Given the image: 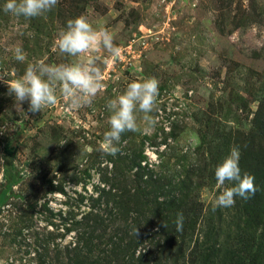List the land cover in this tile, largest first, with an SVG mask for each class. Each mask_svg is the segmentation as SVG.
Returning <instances> with one entry per match:
<instances>
[{"label":"rangeland","instance_id":"rangeland-1","mask_svg":"<svg viewBox=\"0 0 264 264\" xmlns=\"http://www.w3.org/2000/svg\"><path fill=\"white\" fill-rule=\"evenodd\" d=\"M3 4L0 0V192L13 179L17 183L0 207V264H35L27 245H37L36 238L47 231L57 235L50 252L61 248L74 239V234L59 239L63 226L71 228L85 212L86 199L99 190L114 191L104 181L114 176L109 158H115L102 144L109 130L106 104L128 83L146 77L159 81L151 114L156 123L146 125L137 113L140 130L122 133L119 155L131 158L142 143L141 153L155 174L161 165L168 179H192L187 189L200 217L188 251L200 229L209 231L211 240L234 231L232 206L213 210L215 197L228 186L219 185L214 172L234 147L224 146L227 134L247 132L259 105L264 0H59L38 28L30 19L5 13ZM78 16L109 31L119 48L115 59L103 49L91 53L104 87L91 106L74 108L58 93L57 102L41 112L28 111L27 102L19 108L7 84L29 64L86 58L69 57L55 47L66 22ZM15 46L24 50V62L14 59ZM49 183L57 189L50 190ZM41 259L53 262L49 254Z\"/></svg>","mask_w":264,"mask_h":264},{"label":"trees","instance_id":"trees-1","mask_svg":"<svg viewBox=\"0 0 264 264\" xmlns=\"http://www.w3.org/2000/svg\"><path fill=\"white\" fill-rule=\"evenodd\" d=\"M52 15L49 11L43 17ZM30 22L33 27H42L43 18L34 17ZM260 85L261 98L252 127L247 132L231 130L223 143L239 148V167L242 173L255 177L256 186L249 199L236 197L231 217L234 231L227 232L223 240L213 237L211 240L210 232L200 229L192 250H187L200 217L196 199L187 189L191 188L192 179L186 176L182 180L168 179L161 165L155 174L141 153V143L131 158L121 157L118 152L115 158H109L114 176L105 177L104 181L111 183L114 191L103 189L95 197L89 196L85 212L73 220L71 228L63 226L65 234L59 239L72 234L74 239L50 252L49 245L57 235L47 231L42 239L36 238L38 246L27 245L28 255L33 254L35 264H264V80ZM90 164L94 165V160ZM13 180L0 192V207L9 200L8 190L17 183ZM49 186L50 190L57 189L51 183ZM84 199L81 197L80 202ZM179 213L184 218L182 231L176 230ZM49 214L51 219L56 217ZM61 218L67 221L66 217ZM107 229L111 231L107 233ZM48 254L53 262L41 259Z\"/></svg>","mask_w":264,"mask_h":264},{"label":"clouds","instance_id":"clouds-1","mask_svg":"<svg viewBox=\"0 0 264 264\" xmlns=\"http://www.w3.org/2000/svg\"><path fill=\"white\" fill-rule=\"evenodd\" d=\"M59 0H4L3 11L16 18L31 19L51 11ZM113 35L106 29H96L87 17L69 19L57 35L55 47L69 57H86L70 63L48 64L43 60L29 64L24 74L7 84L8 94L14 96L16 106L28 103V111L41 112L57 102L58 93L74 108L91 106L104 87L101 70L91 53L100 49L109 52L115 59L119 48L114 44ZM14 59L24 62L26 54L21 46L13 49ZM159 81L146 77L128 83L124 92L107 101L110 112L109 130L103 135L104 149L112 155L119 152L117 145L122 133L140 130L137 113L142 114L146 125L156 123L151 115L157 106ZM240 150L232 147L229 154L215 168V178L224 187L214 201V208H227L235 204L236 197L247 200L256 192L255 177L242 173L239 167ZM183 214H177L176 230L183 229Z\"/></svg>","mask_w":264,"mask_h":264},{"label":"built area","instance_id":"built-area-1","mask_svg":"<svg viewBox=\"0 0 264 264\" xmlns=\"http://www.w3.org/2000/svg\"><path fill=\"white\" fill-rule=\"evenodd\" d=\"M148 164L151 166L152 162L150 160H148Z\"/></svg>","mask_w":264,"mask_h":264}]
</instances>
